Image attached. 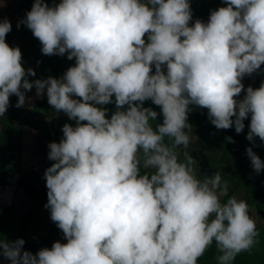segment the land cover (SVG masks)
Wrapping results in <instances>:
<instances>
[{"label":"clouds","instance_id":"9594fccd","mask_svg":"<svg viewBox=\"0 0 264 264\" xmlns=\"http://www.w3.org/2000/svg\"><path fill=\"white\" fill-rule=\"evenodd\" d=\"M222 2L207 22H193L189 0H34L17 27L32 31L44 55L75 64L60 78L33 81L20 48L6 43L10 21L0 19V117L11 96L20 108L35 87L75 121L48 145L54 163L44 172V207L66 243L33 254L24 239L0 238V257L10 264H198L215 244L216 264H234L259 243L249 204L228 196L220 172L198 176L186 150L194 107L207 109L215 128L234 126L238 134L250 116L246 138L264 142V81L242 83L264 65V0ZM148 100L161 112L144 107ZM247 156L257 173L264 170L251 147Z\"/></svg>","mask_w":264,"mask_h":264},{"label":"trees","instance_id":"16d2710c","mask_svg":"<svg viewBox=\"0 0 264 264\" xmlns=\"http://www.w3.org/2000/svg\"><path fill=\"white\" fill-rule=\"evenodd\" d=\"M54 1L46 0L49 6H52ZM33 2L34 0H28L25 11L19 16L20 21L26 18V13L31 10ZM222 6H226L222 0H195L191 9L195 19L207 22L210 12ZM16 29L19 42L14 44L11 37L6 34V43L10 47L20 48L24 68L29 64V55H34V65L36 66V59L39 57L42 47L39 40L33 36L32 31L23 23H20V27ZM27 36V40L23 42ZM72 61L75 60L73 59ZM66 70L67 67L63 65L62 57L59 55L46 56L40 66H38L40 79H46L49 76L60 78ZM154 71L155 69H153V73ZM262 81H264V65L261 66L257 73L252 74L251 78L245 76V89L248 86L258 88ZM242 98L243 96L239 97V99ZM17 101L18 97L15 95L11 96L9 112L0 117V193L9 190L15 194L22 185H25V179L20 175V170L23 167V138L26 131L29 128L37 129L41 143H43L47 130L52 125L51 121L42 119L31 120L25 116L23 113L24 108L15 106ZM106 107L111 113L115 111L114 104H109ZM144 107H152L158 113L161 112L160 107L152 104L150 100L144 102ZM36 108L40 112L50 113L54 111L47 101L39 102ZM162 121L163 117L160 114L156 123H162ZM66 123L75 126V121L69 120L68 117L65 120ZM189 123L192 125L193 136L190 137L191 143L188 147L198 150L202 155L210 152V155L208 154L207 156L212 162L218 161L225 166H223L225 168L223 175H227L239 163L247 164L245 174L241 178L236 179L237 182L228 189V196H235V194L241 193L244 200L249 205L254 206L259 215L264 216V170L257 173L247 156V149L251 147L260 159L264 161V142L258 137L254 138V141H249L246 138L249 131L250 116L244 121L245 128L239 134L236 133L234 126L226 130L215 128L208 118L207 109L194 107L189 114ZM228 137H231L234 143L229 142L227 140ZM24 196L41 205H45L47 203L46 184L37 189L25 188ZM227 198L224 197L222 199L226 200ZM32 223L30 218L18 219L15 216L14 202L11 205L0 207V238L11 241L24 239L23 250L30 251L33 254L40 250L41 246L51 248L54 242H62L63 233L53 221L49 225L47 234L37 233V236L32 234L34 230ZM257 230L260 233L258 237L259 243L253 247L251 252L239 254L234 264H264V223L258 224ZM216 255L215 244H213L205 255L198 260V264H216ZM8 264H10V261H8Z\"/></svg>","mask_w":264,"mask_h":264},{"label":"rangeland","instance_id":"374dc122","mask_svg":"<svg viewBox=\"0 0 264 264\" xmlns=\"http://www.w3.org/2000/svg\"><path fill=\"white\" fill-rule=\"evenodd\" d=\"M61 0H55L54 3H59ZM190 5L193 6L195 0H189ZM28 4V0H3V7L0 8V19H8L12 25V29L8 34L11 37L14 44H17V24L20 22L19 16L23 14ZM53 5V4H52ZM193 16V14H192ZM195 17L193 16V22L195 21ZM28 36L23 40L25 42ZM145 39H147L145 37ZM63 65L67 67L73 66L75 61H70L67 59V56H61ZM35 57L34 55H29L28 61L29 64L26 65L25 69L31 68L35 71V76H29L28 79L30 81L40 79L38 73V66L34 65ZM35 66V67H34ZM154 69V66H153ZM251 78V76H248ZM245 84V77L242 81ZM243 92L240 97L243 96ZM26 101L24 106V115L30 118L31 120L42 119L48 120L52 122L49 130L44 137V142L41 143L40 135L37 129L29 128L26 131V134L23 138L24 141V158H23V167L20 170V175L25 179V185L19 188L14 194L12 191L6 190L5 192L0 193V207H5L11 205L14 202L15 204V216L18 219L21 218H30L32 220V224L34 226L33 235L37 236L38 234L45 235L48 233V228L51 223L50 219V211L44 207V205L39 204L38 202L26 198L24 196L25 188L29 187L31 189H37L46 184V180L44 178L45 170L51 166L53 161L48 159V152L50 149L48 145L51 142L59 143L63 137L62 126L65 124V120L67 116L64 113H57L55 110L50 113L40 112L36 107L38 103L41 101H47L46 95L42 98L36 96L35 87L31 91H27L25 93ZM11 105V102H10ZM9 112V107L7 109V114ZM109 116L111 112L108 113ZM190 137L193 136V133H189ZM190 155H192L197 160V164L194 166L197 171L198 176H211L215 172H220L222 181L227 182L228 189L230 186L237 182L236 179L241 178L245 171L247 170V164H238L235 166L233 170L228 172L227 175H223L225 168H223V164H220L218 161L212 162L208 158V154L210 152H206L207 154H200L198 150L194 148L186 149ZM178 152L183 153L185 149L179 148ZM210 155V154H209ZM183 160V156L180 157ZM225 167V166H224ZM237 199L244 200V197L241 193L235 194ZM250 207V215L255 220L256 225L260 223H264V216L259 215L256 208L254 206L249 205ZM61 243H66V240L62 238ZM45 246H41L44 248ZM40 248V249H41ZM0 264H8V260L0 257Z\"/></svg>","mask_w":264,"mask_h":264},{"label":"built area","instance_id":"2783aa9c","mask_svg":"<svg viewBox=\"0 0 264 264\" xmlns=\"http://www.w3.org/2000/svg\"><path fill=\"white\" fill-rule=\"evenodd\" d=\"M47 55H44L41 51H40V55L39 57L36 59V65L37 66H40V64L42 63V61L44 60V58L46 57Z\"/></svg>","mask_w":264,"mask_h":264}]
</instances>
